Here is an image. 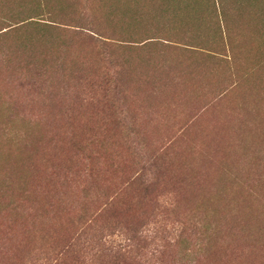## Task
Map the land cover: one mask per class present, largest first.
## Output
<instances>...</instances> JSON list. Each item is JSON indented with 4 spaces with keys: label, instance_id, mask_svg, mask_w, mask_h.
Instances as JSON below:
<instances>
[{
    "label": "rangeland",
    "instance_id": "1",
    "mask_svg": "<svg viewBox=\"0 0 264 264\" xmlns=\"http://www.w3.org/2000/svg\"><path fill=\"white\" fill-rule=\"evenodd\" d=\"M0 264H264V0H0Z\"/></svg>",
    "mask_w": 264,
    "mask_h": 264
},
{
    "label": "trees",
    "instance_id": "2",
    "mask_svg": "<svg viewBox=\"0 0 264 264\" xmlns=\"http://www.w3.org/2000/svg\"><path fill=\"white\" fill-rule=\"evenodd\" d=\"M92 33H94L93 35H95V33H98L100 36H103V34L101 33L100 30L98 29H92L91 30ZM97 35V36H99ZM35 117H33L34 119ZM41 121V122H40ZM6 125H9V121H3ZM35 125H29V128L26 129V130H21V131H16V130H12V134L9 138L10 140V146L12 147H20L21 145H24L23 144V138H22V133L23 132H28V135H32L33 132H38L40 136H43V139L41 140L42 143L44 145V147H40L41 149H44L47 144H46V140L47 138H57V136L59 135V132L55 131V127L53 125V122L50 121L49 119H46V118H40L39 120L35 121L34 122ZM24 134V133H23ZM35 140V139H34ZM38 146V145H37ZM36 149V148H35ZM34 151V149H32ZM33 159V157H32ZM30 167L32 169H34V159H33V163L32 164H29ZM26 171L25 173V180L28 181L29 179V170L28 169H24ZM107 241V240H106ZM106 244V243H105ZM112 245V244H111ZM112 246H105L106 249H112L111 248ZM122 249V247H120ZM118 250H120L119 248L115 247L112 249L113 252H116L118 253Z\"/></svg>",
    "mask_w": 264,
    "mask_h": 264
}]
</instances>
